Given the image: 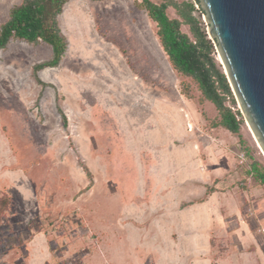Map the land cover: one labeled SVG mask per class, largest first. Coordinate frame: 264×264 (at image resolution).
<instances>
[{
	"label": "rangeland",
	"instance_id": "obj_1",
	"mask_svg": "<svg viewBox=\"0 0 264 264\" xmlns=\"http://www.w3.org/2000/svg\"><path fill=\"white\" fill-rule=\"evenodd\" d=\"M21 1L0 0V25ZM141 1L70 0L66 54L43 83L33 66L50 46L0 52V264H136L135 234L150 248L143 264H163L155 236L173 258L203 228L206 251L188 264H264V184L247 174L253 162L264 174V152L235 97L239 133L213 127L217 109L172 68ZM39 231L46 259L26 246Z\"/></svg>",
	"mask_w": 264,
	"mask_h": 264
},
{
	"label": "trees",
	"instance_id": "obj_2",
	"mask_svg": "<svg viewBox=\"0 0 264 264\" xmlns=\"http://www.w3.org/2000/svg\"><path fill=\"white\" fill-rule=\"evenodd\" d=\"M70 0H22L9 10L8 19L0 25V51L7 49L13 40H19L31 45L43 42L51 47V57L33 66L34 75L38 82L43 83L37 76L46 68H56L63 60L68 47V40L59 25V16L64 6ZM103 1V0H93ZM139 6L146 10L148 17L156 23L157 36L168 56L172 68L182 77L190 79L200 93V102H211L217 109L219 120L213 127H222L232 134H238L241 127L240 111H232L226 105L230 98L235 102L234 94L228 79L216 60L214 42L208 37L201 26V21L195 15L196 11L204 14L198 0H164L155 3L142 0ZM174 8L177 18L167 15L168 8ZM182 25L189 27L191 35L181 30ZM189 85L182 93L189 97ZM61 112V110H59ZM63 115V113L61 112ZM65 119V115H63ZM67 124V120L64 121ZM258 163L253 162L247 174L264 184V174L258 169ZM91 181V171L83 166ZM89 186H87L88 189Z\"/></svg>",
	"mask_w": 264,
	"mask_h": 264
},
{
	"label": "water",
	"instance_id": "obj_3",
	"mask_svg": "<svg viewBox=\"0 0 264 264\" xmlns=\"http://www.w3.org/2000/svg\"><path fill=\"white\" fill-rule=\"evenodd\" d=\"M240 111L264 152V0H198Z\"/></svg>",
	"mask_w": 264,
	"mask_h": 264
},
{
	"label": "crops",
	"instance_id": "obj_4",
	"mask_svg": "<svg viewBox=\"0 0 264 264\" xmlns=\"http://www.w3.org/2000/svg\"><path fill=\"white\" fill-rule=\"evenodd\" d=\"M195 224H196V219H194V220H192V218L187 219L186 225H187V228L189 229V231H191V228H192L191 226L195 225ZM203 231H205V228L200 229L199 234H196V235H200L201 238H202V236L204 237V235L202 234ZM135 235H136V237H128L127 236L128 237L127 239L130 241V243L133 247L134 246L137 247V252L140 249L139 245L142 246L141 255L139 257H137L136 264H143L142 252L148 251L150 248L147 245L145 246L144 244H141L140 238L138 237L137 234H135ZM196 235L191 236V237L189 236L188 238H185L186 242H187L186 243L187 250L186 249L181 250V252H177V250H173L174 251V253L172 254L173 258L167 257L168 250L166 249L167 248L166 244H164V245H162V243L160 244L161 239L162 240L165 239V238H163V236H162V238L155 236V239H152V241H150V242H155V255L157 256V258H162L163 264H188L192 260L193 256L194 257H200L204 253V250L207 247V245H205L204 247H203V245H201L202 247H200L197 244L198 239H197ZM201 238H199V239H201ZM185 239H183V240H185ZM166 240L169 241V239H166ZM97 242L99 243V240ZM95 243L96 242H94V241H92V242L90 241V243L88 245L90 247L87 248V251H88L87 254L88 255L92 252V250H94L98 246V244H97V246H95ZM173 243H174V241H173ZM26 246L29 250V256L30 257H37V256L41 255V257L44 256L46 259L47 257H49L51 255L49 250H48L47 235L45 234L44 231H39L38 233H36L31 238V240L26 244ZM172 247H173V245H172ZM88 255H87V257H88ZM164 258H167L169 261H165ZM178 261L180 263H177Z\"/></svg>",
	"mask_w": 264,
	"mask_h": 264
}]
</instances>
